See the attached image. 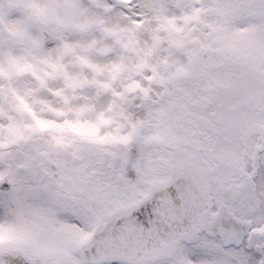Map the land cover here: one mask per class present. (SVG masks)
<instances>
[{
  "label": "snow or ice",
  "instance_id": "obj_1",
  "mask_svg": "<svg viewBox=\"0 0 264 264\" xmlns=\"http://www.w3.org/2000/svg\"><path fill=\"white\" fill-rule=\"evenodd\" d=\"M0 264H264V0H0Z\"/></svg>",
  "mask_w": 264,
  "mask_h": 264
}]
</instances>
